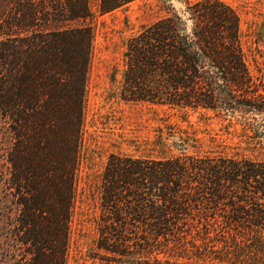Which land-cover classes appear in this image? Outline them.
<instances>
[{
    "label": "trees",
    "instance_id": "trees-1",
    "mask_svg": "<svg viewBox=\"0 0 264 264\" xmlns=\"http://www.w3.org/2000/svg\"><path fill=\"white\" fill-rule=\"evenodd\" d=\"M131 1L94 5L104 13ZM92 6V0H4L0 8L5 194L15 207L4 214V230L13 264H68L93 38L87 24H68L91 17ZM246 57L233 8L185 0L180 12L168 8L124 40L119 95L218 111L243 131L260 133L254 143L264 150L263 77ZM179 139L182 149L193 146ZM96 192L99 259L150 264L149 255L158 263L161 252L204 260L213 249L219 261L264 264V158L112 153Z\"/></svg>",
    "mask_w": 264,
    "mask_h": 264
},
{
    "label": "rangeland",
    "instance_id": "rangeland-1",
    "mask_svg": "<svg viewBox=\"0 0 264 264\" xmlns=\"http://www.w3.org/2000/svg\"><path fill=\"white\" fill-rule=\"evenodd\" d=\"M221 1L238 14L240 38L247 63L255 76L262 75L264 84V0ZM3 2L4 0H0L1 6ZM184 2L185 0H133L112 11L100 13L94 5L95 0H92V16L68 24L75 26L85 23L93 33L92 56L84 93L68 264H115L99 259L95 255L98 251L94 245V220L100 214L96 186L98 175L110 154L158 157L177 154L183 150L197 154L220 153L252 159L264 158V150L254 143L261 139V134L243 131L241 125L218 111L169 107L120 98V57L124 40L141 26L163 15L168 8L180 12L184 8ZM0 41H4L2 33ZM2 85L4 86V63L0 64V86ZM6 134L7 124L0 111V264H13V257L9 255L10 244L7 243L4 230V214L15 210L9 201L11 196L5 194L8 192V163L5 156L9 146L5 140ZM181 137L189 138V144L194 147L182 149L183 146L179 145ZM196 242L200 243L201 239ZM214 244L213 248L220 246L217 241ZM178 254L182 253L160 252L156 255L160 259L158 263L152 261V255H149V261L150 264H234L215 259L213 256L218 253L213 249L209 250L204 260ZM244 260L235 264L251 261L247 257Z\"/></svg>",
    "mask_w": 264,
    "mask_h": 264
}]
</instances>
